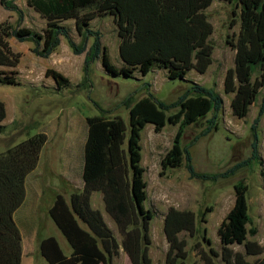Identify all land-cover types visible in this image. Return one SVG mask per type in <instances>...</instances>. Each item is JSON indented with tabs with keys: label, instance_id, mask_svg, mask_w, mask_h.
Segmentation results:
<instances>
[{
	"label": "trees",
	"instance_id": "1",
	"mask_svg": "<svg viewBox=\"0 0 264 264\" xmlns=\"http://www.w3.org/2000/svg\"><path fill=\"white\" fill-rule=\"evenodd\" d=\"M214 1L27 0L28 6L47 21L46 29L39 33L22 26L24 14L15 0H1L6 9L17 12L18 22L16 26L8 22L0 24V69H15L21 61V54L15 53L10 45L12 37L20 42H32V52L41 58H49L65 38L75 55L86 54L84 82L76 89L91 84L90 64L100 57L105 71L112 75L145 76L156 68L165 70L169 79H184L191 70L206 74L214 61L210 41L214 28L205 11ZM220 1H236L241 8L240 31L232 43L235 67L228 70L224 80L225 93L233 95V115L245 119L262 93L258 114L251 126V156L222 173L196 171L191 148L218 128L224 108V99L214 88L195 83L171 104L160 101L151 92L136 102L135 94L128 97L124 101L130 112L127 148L125 120L120 116L108 117L110 112L93 102L100 115L87 118L84 189L72 194L70 203L58 195L49 210L50 218L73 252L68 257L55 237L45 238L40 242V252L49 264H114L121 256V249L131 264H153L150 249L154 212L145 207L148 182L141 144L142 132L148 125H153L156 133L162 132L167 122L179 125L172 148L161 161L163 172L181 167L185 160L191 179L215 182L228 179L255 162L264 164L259 136L264 117V0ZM105 16L113 17L117 26L123 63L120 68L111 62L100 33L90 28L91 21ZM69 20L75 21L76 31L82 37L80 44L74 41L71 29L63 25ZM89 38L94 40L87 50ZM18 75L15 70H0V85L21 86ZM46 76L55 81L57 91L71 88L70 80L55 70H47ZM173 109L178 111L168 117L167 112ZM210 114L206 127L183 147L186 129ZM6 118L5 103L0 100V133L4 131L1 123ZM47 141L46 134H36L0 154V264H22V235L14 215L25 201L26 178L37 168ZM234 189V206L218 230L222 260L225 264H264V247L248 240L250 233L255 234L247 228L250 223L248 186L239 181ZM95 192L103 194L105 210L117 225L121 245L102 212L92 207ZM183 233L190 238L197 236V216L193 211L171 207L164 216V234L169 244L166 264H186L188 242L181 237ZM234 245H243L245 254L235 252ZM195 249L204 264H216L214 258L219 253L215 249L206 252L200 243L195 244ZM261 255L254 262L246 259V256Z\"/></svg>",
	"mask_w": 264,
	"mask_h": 264
},
{
	"label": "rangeland",
	"instance_id": "2",
	"mask_svg": "<svg viewBox=\"0 0 264 264\" xmlns=\"http://www.w3.org/2000/svg\"><path fill=\"white\" fill-rule=\"evenodd\" d=\"M15 4L24 14L22 26L43 33L47 27V21L28 6L27 0H15ZM205 13L214 28L210 38L214 47V61L206 74L191 70L184 79H169L167 72L159 68L145 76L138 73L131 77L112 75L105 71L102 57H100L90 64L91 84L87 83L81 89H76L78 84L84 82L86 54L75 55L68 41L62 38V43L55 53L49 58H41L32 52L34 48L32 42H20L15 37L10 38L12 50L21 54V61L15 69L2 68L0 70L17 71L21 86L0 85V100L6 104L9 113L8 122H12L19 114L33 116L34 120L44 121L62 112L66 115L69 111L79 112L85 117H93L100 115V111L93 103L96 102L110 112L108 117L120 116L125 120L128 127L125 143V148H127L130 135V112L124 105V101L128 97L135 94L134 101L136 102L151 92L160 101L171 104L196 83L214 88L223 97L224 108L218 121V128L208 136L201 138L191 148L192 162L196 171L200 173L225 172L236 163L251 156L253 141L251 126L257 117L262 93L257 102L251 106L245 119H238L233 115L231 109L233 95L225 93L224 80L228 70L235 67V50L232 43H235L240 31L241 8L236 1L230 3L215 0ZM4 22L16 26L18 14L6 9L0 0V24ZM63 25L71 29L74 41L80 44L82 37L76 31L75 21L69 20ZM90 28L100 33L102 46L107 50L111 62L118 68L122 67L123 63L119 54L120 39L113 17H98L91 21ZM93 40V38L88 39L87 50L91 47ZM47 70H55L64 75L70 80L71 88L57 91L55 81L46 76ZM42 94L44 97L46 95V101L37 105L36 97ZM177 111L178 109L170 110L167 116ZM211 117L212 114L186 129L182 139L183 147L206 127V122ZM14 127H18V124ZM178 128L179 125L167 122L160 133L155 132L153 125H148L142 132V165L146 168L145 180L148 182V199L145 201V207L154 212V218L151 221L153 244L150 249L153 264H166L167 240L164 234V216L171 207L193 211L197 216V236L190 238L186 233L181 234V237L188 242L186 264H204L195 249L196 243H200L201 248L206 252H209L211 248L215 249L219 253V256L214 258L215 263L225 264L221 256V240L218 230L234 206V186L239 181H244L248 186L250 223L247 228L250 232H255V234L248 235V240L255 241L264 247V164L260 165L259 162H255L252 167L241 169L236 175L215 182L191 179L185 167V160L181 167L163 172L161 161L172 148ZM37 132V128H29V135ZM259 136L260 152L264 161V117L259 126ZM1 137L0 153L6 151L8 144L14 139L16 141L10 144L11 146L27 138H12L8 134ZM50 203L51 198L47 197L41 203L36 204L33 211L26 214L24 218L26 224L20 223L24 229L31 227L28 230L33 234L30 239V252H32L30 258L34 264H48L42 257L38 246L41 239L55 237L66 253L71 251L68 241L48 214L47 207ZM103 212L107 215L105 210ZM37 234L38 238L35 237ZM232 248L235 252L245 254L243 245H234ZM261 257L263 255L246 256V259L254 262ZM114 264H123L121 257L116 259Z\"/></svg>",
	"mask_w": 264,
	"mask_h": 264
},
{
	"label": "crops",
	"instance_id": "3",
	"mask_svg": "<svg viewBox=\"0 0 264 264\" xmlns=\"http://www.w3.org/2000/svg\"><path fill=\"white\" fill-rule=\"evenodd\" d=\"M45 99L46 95L44 97V94L37 96V105L42 101H46ZM39 112H41L40 109ZM42 116H44V114ZM8 118L9 113L7 110V118L1 123V126L4 127V131L0 133V138H2L1 136H3L4 134L11 135L12 138H29L30 136L41 133L46 134L48 137V141L41 152L40 161L37 168L26 178L25 201L14 215L15 221L22 235V264H34V262H32L30 258V255L32 254V252H30V239L33 234H31L28 230H30L31 227L24 229L23 227H21L20 223L23 225V223H25L24 218L26 214L29 211H33L35 205L41 203L43 200L47 199V197H49V199L51 198V203L47 207L49 214V210L53 206L58 195H63L66 201L70 203L72 194L81 192L84 189L85 182L83 174L85 166V147L89 134V127L87 123L88 117L81 115L79 112L74 113L69 111L66 115H64V112H62L60 113V115H56L53 117L51 116L44 121L34 120L33 116H23L22 114L16 115L15 119L10 123L8 122ZM16 124H18V127L15 128L14 126H16ZM31 127L37 128L38 132L34 135H29V128ZM15 141L16 139L8 144L6 151L9 148L13 147L10 144ZM6 151L2 153H5ZM97 193L100 192H95L92 195V207L102 212L105 221L113 230L119 244L121 245L122 238L119 234L117 225L105 210L103 194ZM26 206L28 208H26ZM104 210L107 215H105V213L103 212ZM35 237L38 238L39 235L37 234L35 235ZM42 240L43 239H41L40 242ZM57 241L59 242V240ZM40 242L38 243L39 247ZM168 249L169 244L167 242V252ZM63 252L66 256L69 257L71 256L73 250L71 248V251H69L68 253H66L64 250ZM120 257L123 264H131L128 256L125 254L123 249H121Z\"/></svg>",
	"mask_w": 264,
	"mask_h": 264
}]
</instances>
